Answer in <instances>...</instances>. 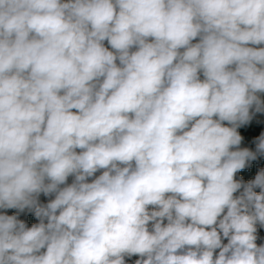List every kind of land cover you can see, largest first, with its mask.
<instances>
[{"label": "clouds", "instance_id": "9594fccd", "mask_svg": "<svg viewBox=\"0 0 264 264\" xmlns=\"http://www.w3.org/2000/svg\"><path fill=\"white\" fill-rule=\"evenodd\" d=\"M264 0H0V264H264Z\"/></svg>", "mask_w": 264, "mask_h": 264}, {"label": "rangeland", "instance_id": "374dc122", "mask_svg": "<svg viewBox=\"0 0 264 264\" xmlns=\"http://www.w3.org/2000/svg\"><path fill=\"white\" fill-rule=\"evenodd\" d=\"M261 121H264V116L258 117Z\"/></svg>", "mask_w": 264, "mask_h": 264}]
</instances>
